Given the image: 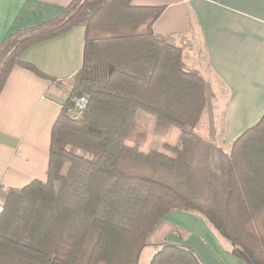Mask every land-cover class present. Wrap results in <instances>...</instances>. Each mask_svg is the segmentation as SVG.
Masks as SVG:
<instances>
[{
    "label": "trees",
    "instance_id": "obj_1",
    "mask_svg": "<svg viewBox=\"0 0 264 264\" xmlns=\"http://www.w3.org/2000/svg\"><path fill=\"white\" fill-rule=\"evenodd\" d=\"M165 8L71 0L0 42L1 92L14 66L54 81L22 52L84 28L81 66L50 130L45 179L1 193L0 264H139L155 228L175 212L200 217L250 264H264V112L226 148L198 134L212 95L182 49L154 32ZM80 96L86 108L74 118ZM138 111L156 127H178L179 146L141 151L130 136ZM154 249L147 264H204L184 243Z\"/></svg>",
    "mask_w": 264,
    "mask_h": 264
},
{
    "label": "crops",
    "instance_id": "obj_2",
    "mask_svg": "<svg viewBox=\"0 0 264 264\" xmlns=\"http://www.w3.org/2000/svg\"><path fill=\"white\" fill-rule=\"evenodd\" d=\"M70 1L0 0V42L16 30L54 18ZM132 3L166 6L154 32L179 46L186 66L207 82L212 95L209 124L217 145L227 146L259 120L264 112V0ZM83 40L84 28L75 26L22 52V61L54 81L21 66L9 73L0 92V198L7 188L45 179L50 130L66 98V83L81 66ZM220 99L225 104L219 125L214 112ZM200 132L211 135L210 126ZM164 241L191 246L204 264H250L239 249L189 213H172L155 228L147 263L155 245Z\"/></svg>",
    "mask_w": 264,
    "mask_h": 264
},
{
    "label": "rangeland",
    "instance_id": "obj_3",
    "mask_svg": "<svg viewBox=\"0 0 264 264\" xmlns=\"http://www.w3.org/2000/svg\"><path fill=\"white\" fill-rule=\"evenodd\" d=\"M69 87H70V81H69V83L68 82L66 83L65 88L68 89ZM224 104H225V102L222 99H220L216 102L217 108L215 109L216 112H214V120L215 119L218 120V122H216V123L219 125H220V121H222V112L224 110L223 109ZM215 114L217 115L216 118H215ZM210 120L211 119L209 116L203 115L201 118V121L196 126V129L198 131V134L202 137L203 136L201 134L202 132H200L201 127L204 126L205 128H207L209 125L211 135H209V132H208L202 138H204L207 141H210L211 143H213L215 145L216 140L214 139V137H212L213 132H212V128H211L212 126L209 124ZM134 121H135L134 122V129H132L130 136H131V138H133L132 140L139 142V144H141V151L146 152L150 149H154L157 151L166 152L163 148L164 143H167V144H170V145H173L176 147L179 146L180 129L178 127L164 126V125H159L156 127L155 117L152 115L146 114L144 112H140V111H138L135 114ZM212 121H213V119H212ZM126 143L127 144H133V142H131V141H127ZM224 148H226V146ZM166 153H168V152H166ZM0 199L2 201L3 197ZM223 239H225V238H223ZM151 240L153 241L154 239L151 238ZM225 240L227 242H229L227 239H225ZM236 248L239 249L238 247H236ZM151 250H152V246L150 245L149 248H147L143 252V255L141 257L139 264H147V260L150 256ZM239 251H240V249H239ZM240 254L243 255L241 251H240Z\"/></svg>",
    "mask_w": 264,
    "mask_h": 264
},
{
    "label": "built area",
    "instance_id": "obj_4",
    "mask_svg": "<svg viewBox=\"0 0 264 264\" xmlns=\"http://www.w3.org/2000/svg\"><path fill=\"white\" fill-rule=\"evenodd\" d=\"M73 101V108L71 110V114L74 118H79L82 116L86 104H87V99L85 96H80V97H75L72 99ZM3 212V200H0V214Z\"/></svg>",
    "mask_w": 264,
    "mask_h": 264
}]
</instances>
